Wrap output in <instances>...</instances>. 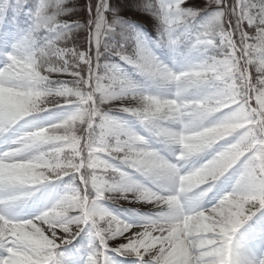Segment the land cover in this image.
I'll use <instances>...</instances> for the list:
<instances>
[{
  "label": "snow or ice",
  "instance_id": "obj_1",
  "mask_svg": "<svg viewBox=\"0 0 264 264\" xmlns=\"http://www.w3.org/2000/svg\"><path fill=\"white\" fill-rule=\"evenodd\" d=\"M0 264H264V0H0Z\"/></svg>",
  "mask_w": 264,
  "mask_h": 264
}]
</instances>
